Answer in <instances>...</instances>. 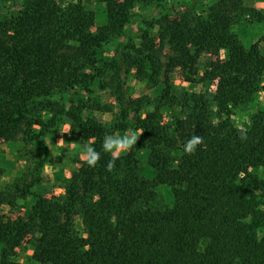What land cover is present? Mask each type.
Returning <instances> with one entry per match:
<instances>
[{"label":"trees","instance_id":"1","mask_svg":"<svg viewBox=\"0 0 264 264\" xmlns=\"http://www.w3.org/2000/svg\"><path fill=\"white\" fill-rule=\"evenodd\" d=\"M53 1L23 0L20 8L13 10H18L16 13L0 19V28L18 43L9 50L0 48V68L1 61L9 59L17 78L21 73L23 76V80L18 78L17 88L6 80L0 84V136L5 139L15 137L28 118L31 99L48 97L54 81L65 84L63 90L67 92L80 89L92 95V83L102 77L105 44L114 36L124 38L135 5L152 0H103L106 24L97 28L95 14L80 3L63 7ZM245 1L251 0H218L204 6L201 13L188 6L179 22L167 25L164 32L163 43L189 57V63L178 61L177 66L192 65L202 54L210 56L204 78L218 81L216 93L209 102H196L187 119L175 122L176 136L182 141L198 135L208 147L198 146L194 154H185L173 166L166 149L174 148L175 135H169L159 116L148 115L141 141L146 143L155 177L147 178L140 171L136 150L117 159L109 172L110 155L97 149L101 153L97 167L84 169L88 197L80 202L83 234L70 217L61 219L65 205L75 200L72 191L62 202L47 199L30 190L39 182L32 181L27 193L33 203L24 219L15 224L0 221V264H21L10 259L32 225H36L38 235L32 258L39 264H222L229 257L236 261L241 258V264H264V245L256 236L258 225H249L242 214L251 208L244 198L264 184L252 171L264 169V110L255 115L250 130L239 132L226 121L220 133L211 123L208 108L214 104L229 112L262 88L263 41L245 46L234 27L264 21V11L245 7ZM143 39L138 46L131 43L123 47L127 52L122 53L123 61L117 67L118 82L122 80L120 70L129 74L123 67L126 59L137 69L149 66L150 74L158 72L148 35ZM221 51L226 53L224 59ZM112 64L115 67L118 61ZM86 68L92 73H85ZM189 70L190 75L196 74ZM150 74L148 80L155 82ZM48 106L53 114L51 126L62 116L74 122L82 120L78 111L83 107L69 108L65 100ZM88 130L95 137L103 132L97 121L88 122ZM215 133L218 137L211 139ZM39 143L45 148L40 139ZM162 184L169 188L173 207L154 210L147 197ZM212 207L217 212L214 215ZM203 240L211 242L209 254L199 251Z\"/></svg>","mask_w":264,"mask_h":264},{"label":"rangeland","instance_id":"2","mask_svg":"<svg viewBox=\"0 0 264 264\" xmlns=\"http://www.w3.org/2000/svg\"><path fill=\"white\" fill-rule=\"evenodd\" d=\"M218 0H152L150 3L136 4L131 11L128 24L125 26L126 36L124 38L114 36L104 46V62L101 63L102 77L95 80L91 89L92 95L82 90L65 91V84L54 81L51 94L46 98H32V106L28 112V118L22 122L15 132L13 139H5L0 136V221L1 223L15 224L24 219L26 209L33 200L27 193V188L32 181L39 180L30 189L47 199L62 200L74 194L75 200L68 201L61 213L62 221L72 219L77 227L75 229L84 233L80 216V202L86 195L84 169L89 167L81 158L83 142L92 136L88 130V122L97 121L103 132L100 137H95L93 147L101 148L103 137L106 134L119 132L123 134L126 129H140L144 132L143 122L148 115H156L159 123L167 129L170 136L175 135L174 148L168 147L167 153L172 156V165L175 166L185 155L182 146L185 143L175 133V122L178 119H187L196 102L205 100L209 102L216 93L218 81L204 78L205 70L209 64L210 56L202 54L194 64L187 67L177 66L176 62L189 60L181 50L175 49L163 43L164 32L167 25L179 22L181 16L188 6H194L201 13L204 6L214 5ZM256 0L244 2V5L254 6ZM23 0H0V19L9 18L13 11L19 9ZM52 3L63 7H74L77 3L95 14V28L106 24V8L103 0H54ZM242 9L243 6L241 5ZM241 10L238 11L240 13ZM232 15L234 13L232 12ZM247 14H245L246 16ZM235 17V15H234ZM252 23V22H251ZM243 24L234 27L241 37L245 46H250L253 41L252 31L254 26ZM257 26V25H255ZM148 35V42L153 49L152 54L156 58L159 67L158 72L149 71L132 66L126 59L123 64L129 74L124 75L120 70L122 80L117 81L118 68L123 61V50L126 46L134 44L138 46L143 42V37ZM258 41L262 42L264 49V37ZM257 42V41H256ZM12 34L0 28V48L9 50L17 46ZM124 45V46H123ZM124 47V48H123ZM193 55V49L189 51ZM225 51L220 52V57L225 58ZM143 57V56H141ZM215 59V58H214ZM117 60L118 64H112ZM143 61V60H142ZM145 61V60H144ZM0 84L6 80L7 84L14 83V87L20 86L23 80L22 73L18 78L15 75L16 67L9 59L1 61ZM144 63V62H143ZM189 69L196 74H189ZM85 73L90 74L89 68ZM147 74L154 76L155 82L149 81ZM17 78V79H16ZM118 83H117V82ZM261 90L256 92L246 102L227 110H219L214 104H209L211 111V123L217 126V132L221 133V126L226 121L237 131L243 132L251 129L255 115L264 110V82ZM66 101L69 108L73 106L83 107L78 111L81 121H72L67 116L59 118L55 126H51L52 113L48 103L56 104ZM5 109V107H2ZM136 111H139L136 113ZM71 124V134H61L59 130L64 124ZM143 134V133H142ZM219 134V133H217ZM215 133L210 138L218 137ZM142 136V135H141ZM139 137L133 150L138 152L140 158L139 168L143 174L150 179L155 177L149 165L150 155L146 143ZM221 137V135H220ZM42 144L45 148L39 147ZM190 139V138H189ZM62 140L63 143H59ZM208 144H203L207 148ZM165 149V145L161 146ZM130 153L122 154L121 157ZM253 167V166H251ZM252 169V168H251ZM255 176L264 182V169L258 167ZM122 173V172H120ZM241 179V178H238ZM241 185V184H240ZM242 186H240L241 188ZM71 190L72 194H70ZM147 197L149 207L154 210H166L173 207V199L170 197L169 188L162 184L155 187ZM223 194V192H222ZM88 197V196H87ZM146 200L143 202H147ZM242 201V199H241ZM243 202L251 204V208L245 213L244 220L249 225L257 224V240L264 245V184L253 193L246 196ZM66 203V202H65ZM212 207L211 215L216 214ZM36 225H32L29 233L24 236L20 247L14 250L11 257L12 262L21 264H39L33 260L34 243L37 235ZM211 242L203 240L199 251L209 254ZM230 254L227 255L229 257ZM241 258L234 260L227 258L222 264H241Z\"/></svg>","mask_w":264,"mask_h":264},{"label":"clouds","instance_id":"3","mask_svg":"<svg viewBox=\"0 0 264 264\" xmlns=\"http://www.w3.org/2000/svg\"><path fill=\"white\" fill-rule=\"evenodd\" d=\"M61 134H71L72 126L71 124H64L59 130ZM143 130L131 128L126 129L123 134L119 132H114L111 134H106L103 137L101 143V150L110 155L111 159L107 164V170L111 172L115 167V162L121 157L122 154L130 153L137 144L139 137L142 135ZM246 137H242L244 139ZM95 137H88L86 141L83 142L81 149V158L89 167H95L100 160L101 153L93 147ZM59 143H63L62 140ZM203 144L202 136L193 135L189 140H187L183 146V152L187 155H192L198 150V146Z\"/></svg>","mask_w":264,"mask_h":264},{"label":"crops","instance_id":"4","mask_svg":"<svg viewBox=\"0 0 264 264\" xmlns=\"http://www.w3.org/2000/svg\"><path fill=\"white\" fill-rule=\"evenodd\" d=\"M254 8L256 10H262L264 11V0H256L255 1V4H254ZM243 24L242 27L244 26H254L255 28V31H252V37H253V41L256 42L258 41L259 39L263 38L264 37V21L262 22H256V21H253L252 23H249V22H242L240 23L239 25ZM237 25V26H239ZM257 25V26H255ZM236 32V31H235ZM237 33V32H236ZM238 34V33H237ZM239 36V34H238ZM239 38L241 39V37L239 36ZM242 40V39H241ZM243 42V41H242ZM263 46H264V43H263Z\"/></svg>","mask_w":264,"mask_h":264}]
</instances>
